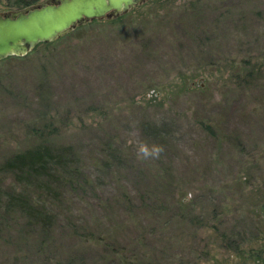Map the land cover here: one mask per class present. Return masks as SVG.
I'll list each match as a JSON object with an SVG mask.
<instances>
[{"label":"rangeland","instance_id":"obj_1","mask_svg":"<svg viewBox=\"0 0 264 264\" xmlns=\"http://www.w3.org/2000/svg\"><path fill=\"white\" fill-rule=\"evenodd\" d=\"M71 32L0 59V264H264V0H146ZM45 148L70 152L10 161Z\"/></svg>","mask_w":264,"mask_h":264},{"label":"water","instance_id":"obj_2","mask_svg":"<svg viewBox=\"0 0 264 264\" xmlns=\"http://www.w3.org/2000/svg\"><path fill=\"white\" fill-rule=\"evenodd\" d=\"M146 0H41L0 12V59L23 55L95 18H114ZM264 209V208H263Z\"/></svg>","mask_w":264,"mask_h":264},{"label":"trees","instance_id":"obj_3","mask_svg":"<svg viewBox=\"0 0 264 264\" xmlns=\"http://www.w3.org/2000/svg\"><path fill=\"white\" fill-rule=\"evenodd\" d=\"M95 20H98V18H95L91 21H95ZM81 26H83V25L77 26L76 28H79ZM70 33H72V32L70 31L67 34H65L64 36L70 35ZM64 36H62V37H64ZM60 39H61V37L54 39V40H51V41H48V42H39L35 46H37L38 44H44V45L53 44L54 42L59 41ZM10 56H16V55H10ZM6 57H8V56H6ZM66 148L68 149V147H66ZM56 151L57 152H51L52 156H50V155H48L49 151L46 148H45V150H41V151L40 150H33V149L23 150L21 152H16L11 157L10 161L14 165L17 164L16 166H18V168L24 167L25 170H27V171L44 172L48 168L49 164L61 163L63 161V157L70 152V150H56ZM11 199H15V201L18 203L20 202V205L22 207H24L23 209H27L26 211H28V213L30 212L29 210L31 209L32 206L27 205L26 202H24V201H21L23 199L22 196L11 195L9 200H11ZM23 203L26 205H23Z\"/></svg>","mask_w":264,"mask_h":264},{"label":"clouds","instance_id":"obj_4","mask_svg":"<svg viewBox=\"0 0 264 264\" xmlns=\"http://www.w3.org/2000/svg\"><path fill=\"white\" fill-rule=\"evenodd\" d=\"M137 151L138 158H157L159 154L163 151V148L159 145H153L151 148H149V146L142 143L138 146Z\"/></svg>","mask_w":264,"mask_h":264},{"label":"flooded vegetation","instance_id":"obj_5","mask_svg":"<svg viewBox=\"0 0 264 264\" xmlns=\"http://www.w3.org/2000/svg\"><path fill=\"white\" fill-rule=\"evenodd\" d=\"M32 3H35V2L26 3V4L23 3L22 5H19V6H17V7H13V8L8 7V8H6V9H7V10L18 9V8L24 7V6H26V5H30V4H32Z\"/></svg>","mask_w":264,"mask_h":264}]
</instances>
